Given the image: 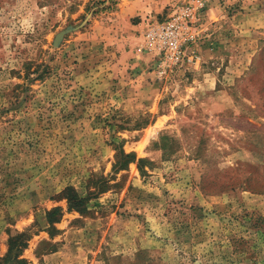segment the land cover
<instances>
[{
  "label": "rangeland",
  "instance_id": "obj_1",
  "mask_svg": "<svg viewBox=\"0 0 264 264\" xmlns=\"http://www.w3.org/2000/svg\"><path fill=\"white\" fill-rule=\"evenodd\" d=\"M186 1L0 0V264H264V0H205L160 80L141 31Z\"/></svg>",
  "mask_w": 264,
  "mask_h": 264
},
{
  "label": "built area",
  "instance_id": "obj_2",
  "mask_svg": "<svg viewBox=\"0 0 264 264\" xmlns=\"http://www.w3.org/2000/svg\"><path fill=\"white\" fill-rule=\"evenodd\" d=\"M205 0L177 5L162 19L151 18L141 31L140 47L151 57L152 70L160 80L197 69L204 61L200 51L205 23Z\"/></svg>",
  "mask_w": 264,
  "mask_h": 264
},
{
  "label": "trees",
  "instance_id": "obj_3",
  "mask_svg": "<svg viewBox=\"0 0 264 264\" xmlns=\"http://www.w3.org/2000/svg\"><path fill=\"white\" fill-rule=\"evenodd\" d=\"M148 21V20H147ZM123 156V159L126 163H130L132 161H135L136 160V156L132 153H124ZM142 161V158L139 159V162ZM73 200V201H72ZM70 199V208H74V209H81L80 208H77L79 206H72L73 202L75 205L78 204V202H81L82 199L79 198L78 196L76 197H73V199ZM54 214V212H50L48 213V218L49 221L51 222L52 219H51V216ZM26 246V238H25V234H20L18 235L14 240H12L11 242V246H10V250L8 252V255H7V258L6 260H13L14 262H19L20 260L18 259L19 258V255L21 254V251H22V248H24ZM13 255V256H12Z\"/></svg>",
  "mask_w": 264,
  "mask_h": 264
}]
</instances>
